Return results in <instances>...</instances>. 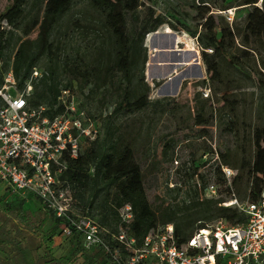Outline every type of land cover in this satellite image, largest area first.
<instances>
[{
    "label": "trees",
    "instance_id": "1",
    "mask_svg": "<svg viewBox=\"0 0 264 264\" xmlns=\"http://www.w3.org/2000/svg\"><path fill=\"white\" fill-rule=\"evenodd\" d=\"M79 1L85 2L86 10L74 11ZM213 1L200 0L197 3L194 0L189 5L198 20L197 29L192 30L180 22L185 16L182 9L188 4L173 11V16L195 40L207 83L212 85L215 95L221 94L219 99L225 102L219 111L228 109L223 132L230 135L236 131V105L234 100L226 104L231 102L229 93L241 90L240 82L244 81L252 82L264 91V73L245 67L255 58L258 48L264 49V0L260 3L259 0H236L234 3L216 0L219 1L218 6L211 5ZM7 2L6 9L0 13V56L9 46L16 47L11 71L17 87L23 89L37 65L43 59L47 62L41 76L33 81L29 100L32 107L47 106L49 117L60 114L62 107L56 105L62 88H75L84 94L86 100L99 94L101 106L105 107L109 101L112 105V111L103 118L99 136L94 141L84 142L79 157L69 162L68 169L61 176L71 189L75 203L77 197L83 200L81 212L108 231V234L103 233L105 237L118 233L121 226L118 211L126 205L132 211L130 234L138 243L150 232L167 224L173 225L177 244L182 246L206 223L223 220L234 226L247 222V216L235 206L218 205L232 199L247 203L259 200L264 190V125L248 133V146L239 152L226 148L224 152L215 153L217 159L209 164L213 156L209 149L210 159L199 163L192 160L180 165L176 170L179 183L165 182L168 193L179 196L185 191L180 204L175 202V197L166 202L159 195L150 202L144 191V175L135 159L136 138L127 132L126 125L117 120L136 118L146 111L154 113L156 108L164 113L172 101H151V89L145 78L148 55L144 37L164 24L161 16L148 9L150 14L142 17L144 30L139 37L132 13L124 0ZM145 2L147 4L151 0ZM201 7H204L203 11ZM235 7L247 10L241 25L229 24L218 13ZM168 28L176 29L171 24ZM32 32L36 33L33 38L30 37ZM75 37L86 41V45L70 46ZM5 68L4 65L3 72H6ZM261 70H264V62ZM3 72L0 71V84ZM62 77H67L65 83H62ZM198 84H206V81ZM222 87L224 90L221 91ZM86 113L99 121L93 114ZM213 121V115L210 113L207 118L201 107L195 115L194 126L204 128L202 132L205 134L206 128L213 126ZM167 146L171 147V141ZM167 152L163 151V155L166 156ZM205 167L207 171L201 173ZM221 167L235 172L230 183L223 176ZM209 184L217 187L219 198L201 200L200 195ZM22 206L23 201H20L8 204L7 209L24 220ZM52 219L54 223L49 237L61 233L62 228L61 221ZM44 223L45 217H42L38 221L39 228ZM71 238L75 241L73 254L81 257L82 264H113L101 248L85 250L78 235Z\"/></svg>",
    "mask_w": 264,
    "mask_h": 264
},
{
    "label": "rangeland",
    "instance_id": "2",
    "mask_svg": "<svg viewBox=\"0 0 264 264\" xmlns=\"http://www.w3.org/2000/svg\"><path fill=\"white\" fill-rule=\"evenodd\" d=\"M124 1L132 13V20L139 37H142L144 30L142 17L150 14L148 9H152L154 15H159L165 20L156 32L144 37L148 55L145 78L151 89V101L161 99L172 101L164 113H160L156 108L154 113L146 111L136 118H121L117 122L126 125L127 132L136 138L135 159L144 175V191L148 200L153 202L155 196L159 195L166 202H171L175 197V202L180 204L185 191L183 190L184 192L179 196L168 193L165 182L179 183L176 175L177 168L192 160L199 163L210 159L209 149L213 152L209 164H213L217 158L215 153L224 152L226 148L239 152L242 147H247L248 133L253 128L264 125V91L255 87L252 82L244 81L240 82L241 90L229 93L231 102L226 104H231L234 100L233 103L236 105L234 109L236 131L230 135L224 133L229 112L227 107L224 111L219 110L224 107L225 102L219 99L221 94L213 93L212 85L207 83L199 49L190 42L192 38L173 16V11L182 8L183 4H188V7L182 9L185 16L180 19V22L192 30L197 29L199 23L195 18V12L189 9V5L194 0H151L147 4L145 0ZM235 1L226 0L227 3ZM195 2L199 3L200 0ZM210 3L219 5V1L216 0ZM7 5V0H0V13L6 9ZM86 8L85 2L79 1L74 11L86 10ZM201 10L203 11L204 7H201ZM246 11V9L235 7L218 13L222 14L229 24L241 25ZM169 24L176 29L168 28ZM17 35L20 36V33L17 32ZM35 35L36 33L32 32L30 37L33 38ZM72 45L84 47L86 41L75 37L70 41V46ZM15 48L9 46L0 56V71L3 72L4 65L6 67V72L2 75L11 70ZM190 52L198 55L197 62ZM256 53L255 58L245 64V67L264 73V70H261L264 49L258 48ZM46 63L43 59L36 70L41 73ZM157 63L167 65H164L163 71L159 72L156 68L159 66ZM203 80L206 84H198ZM61 81L65 83L67 77H62ZM222 90H224L223 87ZM76 97L84 111L99 118L98 126L101 131L103 118L112 111L109 99V104L104 107L101 106L99 94L86 100L84 94L76 90ZM201 107L204 108L207 118L211 113L214 119L213 126L207 127L205 134L202 132L205 131L204 128L194 126L195 115ZM170 141L171 147L167 146ZM167 150L164 156L163 151ZM207 169L205 167L201 173L206 172ZM76 200L77 209L79 212L83 211V200L78 197ZM20 201H23L24 220L17 218L7 209L8 204H16ZM42 217H45V223L39 228L38 221ZM53 223L52 217L37 200L21 195L11 197L0 186V264H82L81 257L73 254L74 238L64 237L61 233L49 237V230Z\"/></svg>",
    "mask_w": 264,
    "mask_h": 264
},
{
    "label": "built area",
    "instance_id": "3",
    "mask_svg": "<svg viewBox=\"0 0 264 264\" xmlns=\"http://www.w3.org/2000/svg\"><path fill=\"white\" fill-rule=\"evenodd\" d=\"M190 42L197 48L194 39ZM40 76L34 69L24 88L19 89L10 70L0 84V186L11 197L37 200L61 221L64 237L78 235L83 249L101 248L113 264L264 263V190L255 203L232 199L218 205L235 206L247 216L244 225L231 226L223 220L206 223L182 246L177 244L172 224L150 232L138 243L130 234L129 205L118 211V233L105 237L108 231L79 212L71 189L61 180L69 162L81 154L84 142L99 136L98 120L80 108L74 89L60 90L56 106H61L62 112L54 117L47 115V106L32 107L33 81ZM221 171L230 183L235 172L227 167ZM218 198L213 184L200 195L201 200Z\"/></svg>",
    "mask_w": 264,
    "mask_h": 264
},
{
    "label": "crops",
    "instance_id": "4",
    "mask_svg": "<svg viewBox=\"0 0 264 264\" xmlns=\"http://www.w3.org/2000/svg\"><path fill=\"white\" fill-rule=\"evenodd\" d=\"M166 51V50H165ZM185 52H189V51H185ZM190 53H192V55L194 56V58H195V61L197 62L198 61V59H197V56L198 55H195L193 52H190ZM157 65H159L158 67H156L157 69H158V71L160 72V71H163V68H164V65H167L166 63H157ZM156 65V66H157ZM199 66V65H198ZM163 67V68H162Z\"/></svg>",
    "mask_w": 264,
    "mask_h": 264
}]
</instances>
